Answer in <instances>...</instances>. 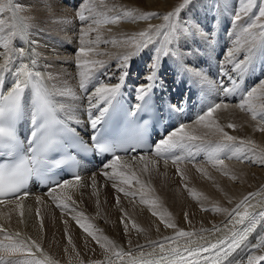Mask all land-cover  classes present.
Here are the masks:
<instances>
[{
    "label": "bare ground",
    "instance_id": "1",
    "mask_svg": "<svg viewBox=\"0 0 264 264\" xmlns=\"http://www.w3.org/2000/svg\"><path fill=\"white\" fill-rule=\"evenodd\" d=\"M0 2L6 3V0H0ZM14 2L20 4L23 9L17 14L18 18L26 17L30 27L28 38H16L12 46L17 49L22 48L26 53L31 51L36 53L38 63L35 69L44 77L53 78L50 81L46 80L47 84H55L57 87L68 86L75 91L77 96L75 100H65L70 105L73 116L68 124L83 135H89L93 129L89 124L87 93L79 88L80 69L76 66V59L78 49L82 46L80 42L82 30L95 26L92 19L80 21L77 18V12H84L87 16L88 12L85 9L93 8L99 19L122 16L124 11H131L134 14L146 12L159 14L158 17L148 20L122 18L117 23L102 24L97 31L89 32L88 36L84 37L86 43L83 46H90L93 51L82 59L105 62V67L96 72L94 79L88 84V93L98 83L114 85L120 82V75L126 71L127 75L122 88L125 96L132 99L137 95V87L150 74L155 48L149 46L148 49L133 56L127 62L128 67L124 69L120 66L119 57L130 49L121 46L120 41L126 36L147 29L149 25L162 23L159 17L173 10L178 0H104L103 4H100L99 0L95 2L93 0H14ZM259 2L260 0H257V7L253 8L248 17L243 18V24L250 23L258 14ZM237 6L238 0H194L188 8L183 10L180 19L198 24L211 39L205 41L203 38L195 37L181 40L174 45L179 58L177 55L162 57L159 61L155 85L159 90L157 95L160 98L158 103L161 111L164 114L171 111L175 117L174 127H171L163 137H159L156 143L166 138L181 123L187 126L186 130L195 128L197 134L205 133L206 129L194 123L197 116L203 114L207 106L212 103L222 102L228 105L227 109L218 110L213 119L224 128V131L237 137L238 140L253 141L252 148L245 149L240 154L242 160L229 159L232 153L225 151L224 170L229 175H224L221 170L213 167L204 151L196 152L195 149L191 158L186 151L180 149L167 154L183 157V162L178 165H174L171 159L165 163V158L155 157L153 150L135 154L127 153L119 155L121 160L115 172L111 167H105V165H111L114 159H106L103 162L105 165L102 163L99 169L81 167L83 177L79 181H69L67 188L62 189L56 186L52 190L51 188L30 190L28 196L1 203L0 227L8 234L19 232L20 239L30 238L36 241L42 251L56 264H94L96 261L102 264H116L138 251L159 248L156 246L159 243H165V246L171 245L165 242L164 238L173 237L180 230L193 232L195 235L191 238H178V243H185L188 239L200 240L216 234L217 232L213 231L201 232V229L211 230L215 226L222 230L230 224L227 212H214L212 209L219 207L230 211L249 193H259L249 201L250 204L255 205L249 211L259 212L264 207V164L259 163V153L264 150V132L258 131L257 122L251 119L248 112L241 111L236 105L252 88L258 89V95L264 92L259 84L261 80H264V42L257 38L248 71L239 77L234 86L219 76V66L225 59L227 51L233 46L232 41L235 40L233 33L238 32L241 27L240 22L233 23L234 9ZM98 34L99 42L89 45L87 41L96 40ZM53 35L56 37L54 38ZM156 47L159 45L157 44ZM146 55L149 56L147 62L144 61ZM237 58L243 59V55L238 54ZM2 62L3 50L0 49V63ZM23 62H28L27 56ZM19 63L20 60L14 57L13 68L6 74L8 81L3 91H6L13 82L11 71ZM182 65L202 70L209 83L200 84L196 78L190 77L183 71ZM233 78L235 79V75ZM222 80L226 86L235 87V91L225 96L219 87ZM147 83L149 82L146 80L144 84ZM199 96L200 109L193 116V111L199 106ZM254 103L259 105L260 101L255 100ZM30 110L25 100L26 113L29 114ZM185 112L187 116L183 118L182 115ZM96 114V110L93 109L92 115ZM228 123L235 124L236 128H227ZM28 125L30 126V123ZM218 138V136L206 137L212 141ZM251 152L255 156L250 157ZM141 155L148 160H156L154 166L148 165L147 172L143 171L144 163L138 160ZM134 157L137 159H133ZM125 162L131 167H121ZM177 167L183 174V180L177 174ZM198 167L204 169L207 176L198 172ZM116 172L126 175L135 172L136 177L144 185L143 189L135 181L131 185L122 183L123 176L116 175ZM233 176L235 179L230 178ZM119 188H123L126 192H135L136 195L125 196L124 192L117 190ZM189 189L196 195H190ZM66 195H70L71 200H67ZM142 195L144 199L155 203H141ZM52 196L57 197L56 201L52 199ZM71 201L74 202L73 205H69ZM58 203H67L69 208L58 207ZM17 204L21 207L18 208ZM37 210H39V217ZM153 211L158 215L154 216ZM21 213H23L22 216ZM79 213L89 214L90 218H97L96 223L92 225V230L96 235L105 233L102 236L113 242L109 245L107 241L100 240V243H104L109 249L108 252L78 226L74 217H78ZM129 216H132L133 221L127 219ZM161 216L164 217V222L161 221ZM79 218L82 223L89 222L85 216ZM106 219L110 221L115 219L116 223L112 224L111 231H109L110 226L106 225ZM165 222L175 224L176 227H166ZM259 235H264V232ZM0 241H4V234H0ZM249 243H257V237ZM113 247L125 255L117 257L112 254ZM241 250L242 252L236 255L238 249L230 260L247 264L248 255H264V249L243 247ZM25 255L17 253L11 259H20ZM0 256H8V253L0 251ZM36 256L43 258L39 253H36Z\"/></svg>",
    "mask_w": 264,
    "mask_h": 264
},
{
    "label": "snow or ice",
    "instance_id": "2",
    "mask_svg": "<svg viewBox=\"0 0 264 264\" xmlns=\"http://www.w3.org/2000/svg\"><path fill=\"white\" fill-rule=\"evenodd\" d=\"M95 2V0H93ZM104 0H99L103 4ZM193 0H181L178 6L173 10L167 12L162 17V23L158 25H149L145 30L139 31L133 35L124 37L120 44L130 49L126 54L119 57L120 66L124 69L128 67V61L140 53L148 49L149 46L155 48V55L151 63L150 74L146 77L149 82L140 85L136 89V100L143 101L147 104V97H149L151 90L156 85L157 69L159 61L162 57L177 55V45L181 40L189 38L200 37L205 41H210V36L200 28L198 24L191 21L181 20L182 11L192 4ZM257 7V0H238V6L234 9L233 23H241L238 32L233 33L235 40L232 41V47L227 51L225 59L219 66V76L226 79L233 86L243 73L248 71V66L251 62L252 52L257 38L264 42V0H260L258 5V14L250 23L243 24V18L248 17L252 13L253 8ZM23 9L20 4L15 3L14 0H6V3L0 2V49L3 50V62L0 63V86L5 83L4 74L8 73L13 68V58L16 57L20 60L18 66L11 71L14 78L13 83L6 91H0V156L10 158L9 163H0V203H4L3 197L11 194L19 193L21 189L25 188L27 181L31 176L40 175L42 170L50 166H58L61 161L52 159V154L64 153L71 149L74 144L69 140L72 137L75 140V130L69 128L68 123L73 119L72 110L70 105L65 102L67 99L75 100L77 98L75 91L68 86L57 87L55 84L49 85L46 80H52L51 76L44 77L42 73L35 69L38 60L36 53L31 51L26 53L24 49H17L12 46L14 39H27L29 34L30 25L27 23L26 17H19L17 14L22 12ZM88 15L84 12H77V18L84 22L92 19L95 27H89L87 30L81 32V47L78 49L76 59V66L80 71L79 88L82 92L87 93L88 100V113L90 127L103 135L100 132L102 121L110 118L112 111L120 110L119 96L120 91L127 75L123 72L118 83L114 85L98 83L94 89L88 93V84L94 79L95 73L105 67V62L102 60L82 59L88 56L93 51L92 47H85V36L89 32L97 31L102 24L117 23L122 18H132L135 20H148L150 18L158 17V13L146 12L136 13L131 11H124L122 16L117 15L111 19H99L96 16L93 8H86ZM162 38V39H158ZM99 42V34L96 40H89V45ZM116 43V41H112ZM159 47H156V45ZM238 54L243 55V59H238ZM27 56L28 62H23ZM179 58V57H178ZM183 71L188 73L190 77L196 78L200 84H208L206 74L202 70H198L188 65H182ZM235 75V79L233 78ZM260 88L264 89V80L259 82ZM219 87L223 94L227 96L229 93L235 91V87H228L220 82ZM26 93L31 101V110L29 113V123L32 128L29 132L27 139V149L22 147L23 142L20 140L17 133V125L25 113V98ZM255 100H259L260 104L256 105ZM144 104L137 103L135 110L131 115H136L144 107ZM241 111H246L251 115V119L257 122V130L264 132V92L258 95V89L252 88L247 91L242 97L240 103L236 105ZM228 105L225 103H212L207 106L203 114L198 115L195 124L202 126L207 131L203 134H197L195 128L187 129L186 125H180L174 131L169 133L166 138L161 139L155 143L153 155L157 158H165V163L168 159L174 165L183 162V157L179 155L168 156L167 154L175 152L176 149L186 151L188 157L193 155V149L196 152L204 151L207 155L208 161L213 167L222 171V174L229 175L224 170L223 154L227 150L232 155L229 159L236 158L242 160L240 155L245 149H251L253 141L251 140H238L237 137L229 135L224 131V128L213 119L214 114L220 109H227ZM96 110V115H92V110ZM63 114V116L61 115ZM227 128L235 129L236 125L228 123ZM100 135L92 136L93 147L99 152H111L115 149L123 151L136 152L144 147L142 139V131L134 122H129V132L125 139L120 144L103 143L100 140ZM208 136H218L216 141L206 139ZM255 151V149H253ZM133 159H137L134 157ZM121 158L116 156L111 165L114 172L117 168ZM138 160L144 163L143 171L149 170L148 165H155L156 160H148L145 156L141 155ZM255 162V161H254ZM259 163L264 164V150L259 153ZM123 168H130L131 165L127 162L121 165ZM205 176L207 173L202 168H197ZM116 175L123 176L122 183L131 185L133 181L140 184L143 189L144 185L136 177L135 172L131 175H126L122 172H116ZM177 174L183 180V174L179 167H177ZM107 175V173H104ZM235 179V177H230ZM76 181L80 180L77 175L74 177ZM69 181H64L58 185L60 188H67ZM124 192L125 196L136 195L135 192H126L123 188L117 189ZM189 194L195 196L196 193L189 189ZM259 195V193H249L238 202L230 211L227 209H220L214 207L212 211L219 212L225 211L228 214V223L230 228L225 226L227 235H224L215 241H208L204 244L197 243L192 239H188L182 246L178 244V238H191L195 234L193 232H186L183 230L177 231L173 237L164 238L165 242L174 245L166 248L165 243H159L158 246L160 253L149 254L146 259H132L129 264H242L240 261L230 260L233 254L238 249L244 247L249 249H264V235L257 236V243L250 244L249 237L256 232L258 225L264 229V207L259 212H251L250 208L255 207L249 203L250 199ZM56 201L57 197L52 196ZM67 200H71L70 195H66ZM117 202H119L117 200ZM74 203V202H73ZM141 203L154 204L155 202L148 201L141 196ZM259 203V202H258ZM58 207L69 208L67 203H58ZM17 207L21 205L17 204ZM207 210V209H203ZM152 214L158 215L153 211ZM23 213H21V216ZM39 217V210H37ZM83 213H79L78 217H74L78 226L99 243L101 248L106 252L109 251L104 243H100L103 239L109 245L113 242L108 240L107 237H97L92 230L93 226L90 223H82L79 217H83ZM164 222V217H160ZM43 225L41 224V227ZM166 227L175 228V224L165 222ZM135 227V225H134ZM213 231L219 232L221 229L213 226V229H201V232ZM0 234H4V241H0V251L8 253V256H0V264H56L54 260L45 254L41 246L36 242L28 239H20L21 234H8L5 229L0 227ZM69 243L71 240L69 239ZM26 254L20 259H11L14 254ZM39 253L41 258L36 256ZM202 253H214L213 255H204ZM112 254L117 257H123L125 253L116 251L113 247ZM264 262V255H248L247 264H261ZM94 264H102L100 261Z\"/></svg>",
    "mask_w": 264,
    "mask_h": 264
},
{
    "label": "rangeland",
    "instance_id": "3",
    "mask_svg": "<svg viewBox=\"0 0 264 264\" xmlns=\"http://www.w3.org/2000/svg\"><path fill=\"white\" fill-rule=\"evenodd\" d=\"M193 1H194V0H193ZM64 2L67 4L66 1H64ZM180 2H181V0H178V3L176 4V6H178ZM219 5H220V3H219ZM67 6H68V4H67ZM53 36H54V38L56 37V35H53ZM27 45L29 46V43H28ZM27 52H28V51H27ZM28 53H29V52H28ZM145 57H146V59H145L144 61L147 62L149 56L146 55ZM164 61H165V60H164ZM133 72H134V71H133ZM133 72H132V73H133ZM145 82H146V80H145L142 84H144ZM138 84H139V83H137V85H138ZM142 84H140V85H142ZM163 87H164V84H163ZM194 88H195V87H194ZM194 88H193V90H194ZM240 93H241V92H240ZM236 98H237V97H236ZM233 101H234V100H233ZM182 125H183V123H182ZM251 154H252V155H251ZM251 154H250V157L255 156L254 153L251 152ZM247 155H248V154H247ZM247 155H246V158L249 156V155H248V156H247ZM250 157H249V158H250ZM69 205H73L72 201L69 202ZM84 216L88 219V221H89L88 223H90L91 225H93V223H96V221H97V218H96V217H95V219H94L93 217L90 218L91 216H90L89 214H84ZM91 219H92V220H91ZM127 219H130V220L133 221L132 216L127 217ZM95 220H96V221H95ZM118 221H119V220H118ZM123 221H124V220H123ZM125 221L127 222L126 219H125ZM106 222H107L106 225H107V226H110V227H109V228H110L109 231H111V228L113 227L112 224H113V223H116V222H115V219H112L111 221H110L109 219H106ZM117 223H118V222H117ZM108 224H109V225H108ZM102 228H103V227H102ZM102 228H100V229H102ZM104 234H105V233H101V234H98V235H96V236H97V237H98V236L103 237L102 235H104ZM241 252H242V250L239 251L238 254H236V255H239ZM261 264H264V262H261Z\"/></svg>",
    "mask_w": 264,
    "mask_h": 264
}]
</instances>
